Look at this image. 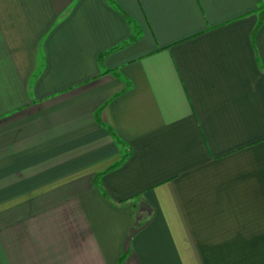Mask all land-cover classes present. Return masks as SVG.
Returning <instances> with one entry per match:
<instances>
[{"label":"crops","instance_id":"0c3cea01","mask_svg":"<svg viewBox=\"0 0 264 264\" xmlns=\"http://www.w3.org/2000/svg\"><path fill=\"white\" fill-rule=\"evenodd\" d=\"M0 264H264V0H0Z\"/></svg>","mask_w":264,"mask_h":264},{"label":"trees","instance_id":"16d2710c","mask_svg":"<svg viewBox=\"0 0 264 264\" xmlns=\"http://www.w3.org/2000/svg\"><path fill=\"white\" fill-rule=\"evenodd\" d=\"M107 2L109 4H112V0H107ZM128 22H129V25L131 27V32H132L130 38L126 42H124L123 44L119 45L118 47H116L115 49H113V50H111L109 52H112L114 50L123 48L124 46L130 44L131 42L135 41L139 37V30H138L137 25L134 22H132L131 20H128ZM108 53H106V54H108ZM106 54L102 55L100 58H102ZM97 115H98V113H97ZM116 144H117V146L119 148V152H120V162H119V165H120L129 156V150H128L127 146H125L118 139L116 140ZM95 184H96L97 189H99V191L102 192V190L100 189V186H99L98 177H97V179L95 181Z\"/></svg>","mask_w":264,"mask_h":264}]
</instances>
